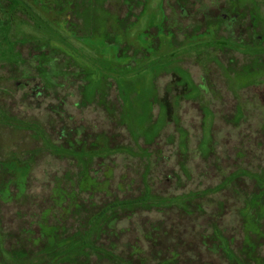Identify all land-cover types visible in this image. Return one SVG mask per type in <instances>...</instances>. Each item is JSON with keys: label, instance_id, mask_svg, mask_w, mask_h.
<instances>
[{"label": "rangeland", "instance_id": "1", "mask_svg": "<svg viewBox=\"0 0 264 264\" xmlns=\"http://www.w3.org/2000/svg\"><path fill=\"white\" fill-rule=\"evenodd\" d=\"M27 1L35 19L0 9V264L264 262V219L247 221L264 201V0H68L84 34L96 10L99 37L104 11L123 20L133 6L126 36H111L119 61ZM72 141L83 158L59 151ZM109 172L108 190L80 191L83 174ZM146 192L188 205L123 212L71 251L98 211ZM40 227L56 228L58 245L34 246Z\"/></svg>", "mask_w": 264, "mask_h": 264}, {"label": "trees", "instance_id": "2", "mask_svg": "<svg viewBox=\"0 0 264 264\" xmlns=\"http://www.w3.org/2000/svg\"><path fill=\"white\" fill-rule=\"evenodd\" d=\"M34 3H37L41 9L43 11H46V13L51 16L52 14H54V21H59L60 24L63 26L64 30L67 32H70L73 36V38L75 40H80L82 42L88 43L89 45L95 47V48H99L98 46L100 44V46L104 45V47H106L105 51L107 52V56L109 53L114 55V61L117 60H121L122 58H124V56H121V47L120 45H116L115 42L113 41V39H111V36H114V32L115 31H119L121 34H124L126 36V29H124L123 27L125 25H128L127 21H128V16H131V10L133 8V6L130 7V13L128 14V16L126 18H124L123 20H120L118 17L116 18L115 16L112 17L110 12L104 11V15H107L108 21H106V33L104 36L98 35L99 32V28L94 26V22L96 19V10L93 9V11L91 13L87 12L86 16L88 17V19L91 21L92 23V28L90 30L89 33L84 34L83 30H81V28H79V26L76 24V21L73 20L74 17H78V14H76V11H74L73 9L76 7L74 2H69L68 0H56L55 4H47L46 1L44 0H31ZM182 0H178V4L181 5L182 7ZM5 3H8L10 5L9 9L6 10H14V12L16 13H20L21 15H28L31 17H33L35 19L36 17V13L34 12V8L28 3L27 0H0V9L3 8V5ZM71 4V5H70ZM92 6V5H91ZM68 7H71V11L69 12L67 9ZM35 15V16H34ZM85 15V13H84ZM223 18H225V15L222 16ZM37 18H39L37 16ZM109 18H112V20H110ZM221 19V17H220ZM115 21V23L117 22L118 24V28H115L113 25L115 23H112V21ZM39 21V20H38ZM40 22V21H39ZM262 22V21H261ZM42 27H44V30L46 33L53 35V36H59V32L58 30L54 29L53 27H51L47 22L42 21L41 22ZM261 25V23H259ZM84 34V35H83ZM99 37V39H97ZM144 38V42H148L149 38L148 37V32L145 33L143 35ZM93 39H95V42H98V45H96V43L93 42ZM150 46H149V50H147L149 53L150 49L152 51H157V45H154V41L153 39L150 40ZM262 43V42H261ZM260 43V44H261ZM102 50V49H100ZM35 58V55H34ZM37 58V56H36ZM113 66H116L115 64L113 65V63H111V67L109 69V71H106V73H113L115 71V68ZM66 135V133H65ZM68 135V134H67ZM65 151L66 153H75L77 154L79 157L83 158V153L82 152H77V150H75V143L72 141L69 147H62L59 148V151ZM91 153V152H90ZM111 172L107 173L105 176L106 181L104 182H99L96 178L92 177L90 175V173L88 174H83L82 179H80L78 185H79V189L81 192L87 191V192H91V191H102V190H108L109 188V174ZM28 175L27 170L24 173L25 176V180L23 183L26 182V176ZM258 182L264 183V177H259L258 178ZM228 187H232L231 183H225L223 185V187H218L217 191H210V192H205L203 193V195H201V199L203 198H208L209 195L211 194H222ZM220 189L221 192H220ZM60 191H62L61 189H59ZM63 192V191H62ZM233 193H236V195L241 194L242 192L240 190L236 189L233 187ZM262 196V195H261ZM11 197V194H10ZM69 198V195H68ZM188 200L187 198H175V199H169V200H165L162 198H157L151 195L150 192H146L144 197H142L141 199H138L136 201L133 202H115L112 203L104 208H102L100 211H98L94 217L92 218V224H91V229L89 230V233L81 236L80 240L76 241L73 240L72 245H71V251H75V250H82L86 247L87 244V238L91 237L93 234L95 233H100V232H107V231H111V229L117 225L120 222L121 216L123 214V212L126 211H138V209L140 208H149V209H160L162 207H175L177 210H181L183 209L186 205H188ZM200 201V200H199ZM258 202L259 199H257ZM222 205V204H220ZM135 207V208H134ZM260 207L259 206V213L257 214V219L252 216V217H248L247 221L250 224L249 229L253 228V229H257L258 227V223L259 221H261L262 219H264V201H263V211L260 212ZM189 217L195 218L197 216L196 212H191L188 214ZM261 219V220H260ZM256 225V227L254 225ZM41 228V227H40ZM43 231V234L41 235L40 238L33 240L31 239V242L33 243L34 246H40L41 244H43V240L45 238H48V241H51L52 243H54L55 245L57 244V237H56V232L58 231L56 228H41ZM50 231V233H49ZM29 233V232H28ZM69 244L68 242H64L62 245H67ZM89 244V243H88ZM90 245V244H89ZM260 247V246H259ZM218 250H221V245L217 246ZM8 257L12 256V253L9 251L8 253ZM177 258H173L172 260H165V259H159L157 262H155L156 264H173L175 263V261ZM254 259V257H253ZM10 260V259H9ZM12 261V260H10ZM255 262V264H264L263 260H260L258 258L253 260ZM63 261L60 260V257H57L56 259H54L53 261H51V264H62ZM142 264H148L146 261Z\"/></svg>", "mask_w": 264, "mask_h": 264}]
</instances>
